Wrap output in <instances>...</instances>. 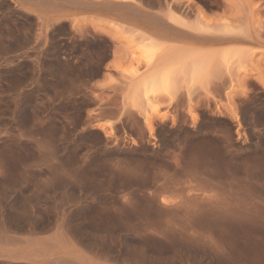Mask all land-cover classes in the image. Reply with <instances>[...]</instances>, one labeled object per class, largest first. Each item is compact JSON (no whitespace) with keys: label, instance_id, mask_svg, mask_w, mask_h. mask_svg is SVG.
Segmentation results:
<instances>
[{"label":"rangeland","instance_id":"rangeland-1","mask_svg":"<svg viewBox=\"0 0 264 264\" xmlns=\"http://www.w3.org/2000/svg\"><path fill=\"white\" fill-rule=\"evenodd\" d=\"M260 163L264 0H0V264H264Z\"/></svg>","mask_w":264,"mask_h":264},{"label":"bare ground","instance_id":"bare-ground-1","mask_svg":"<svg viewBox=\"0 0 264 264\" xmlns=\"http://www.w3.org/2000/svg\"><path fill=\"white\" fill-rule=\"evenodd\" d=\"M195 28V27H194ZM198 28V27H197ZM199 29V28H198ZM197 30V29H196ZM202 29H200V31H201ZM226 31V30H225ZM228 31V30H227ZM197 32V31H196ZM214 33V32H213ZM216 33V32H215ZM205 34V33H204ZM209 36V35H208ZM212 37V36H211ZM213 38H214V36H213ZM182 53H169V54H171V55H169V56H166V57H159V59L157 60L158 62L157 63H154V66L151 68L149 65L151 64H147L148 65V67H150L151 69L149 70V71H147V72H145L144 74H141V76H139V77H137V81H136V83L135 84H132L133 86L131 87V89H130V97H131V99L132 100H135V99H138V97H140V96H144L145 98L147 97V95H151L152 93H155L156 91H158V90H161L162 89V91L163 90H166V88L169 86V84H170V81H171V79H172V77H173V75H174V73L175 72H177V69L174 67V66H176V65H180V68H181V70H182V72L184 71V73L185 72H188L189 74V77L191 78V80L192 81H194V80H196V79H201V77L202 76H204V66H203V63H205L206 61H207V57L205 56V57H201L199 60H201L202 62V65L200 66V64H198L199 63V60H197L198 62H197V64H196V62H194V60L192 59H190V57H189V54L190 53H187V51L186 52H183V51H181ZM146 54V53H145ZM149 56V55H148ZM221 56H223V57H221ZM221 58H222V61H224L225 62V60L227 59V56L225 55V57H224V54L222 55L221 54ZM144 57H146L145 55H144ZM188 59H190V60H188ZM186 61H188V62H186ZM196 61V60H195ZM190 62V63H189ZM195 63V65H194V63ZM188 63V64H187ZM185 65H187V66H185ZM188 65H189V67H188ZM147 67V68H148ZM168 89V88H167ZM11 113V112H10ZM15 114V113H14ZM25 120V119H24ZM23 122V121H22ZM223 133V132H222ZM217 140V139H216ZM223 140V139H222ZM221 142V141H220ZM229 143V142H228ZM233 152V151H232ZM263 159V158H262ZM236 160V159H235ZM260 161V160H259ZM217 162V161H216ZM259 163V162H258ZM262 163V162H261ZM260 163V164H261ZM252 164H250V166H251ZM256 165V164H255ZM261 165H264V164H261ZM239 166V165H238ZM244 166V165H243ZM229 167V166H228ZM254 167V166H253ZM250 168V167H249ZM254 171V170H253ZM234 172V171H233ZM249 172V171H248ZM251 172V171H250ZM253 173V172H252ZM251 173V174H252ZM261 173V172H260ZM254 175L256 174V173H253ZM252 174V175H253ZM256 176V175H255ZM254 176V177H255ZM258 176H259V174H258ZM242 177V176H241ZM244 177V176H243ZM227 178V177H226ZM246 178V177H245ZM257 178V177H256ZM231 179H233V178H231ZM229 181V180H228ZM243 181V180H242ZM246 181H248V180H246ZM250 181V180H249ZM262 181V180H261ZM255 182H256V180H255ZM245 183V182H244ZM253 183V182H252ZM224 184V183H223ZM227 184V183H226ZM221 185V184H220ZM225 185V184H224ZM243 185V183L241 184V186ZM253 185V184H252ZM256 185V184H255ZM262 185V184H261ZM222 187V186H221ZM214 188V187H213ZM217 188V187H216ZM216 188H214V189H216ZM237 188V187H236ZM244 188V187H243ZM218 189V188H217ZM216 189V190H217ZM230 189H231V187H230ZM230 189H228V190H230ZM234 189H235V187H234ZM226 190V189H225ZM264 190V189H263ZM206 191V190H205ZM212 191V190H211ZM238 191V190H237ZM235 192V191H234ZM249 192V191H248ZM150 193V192H149ZM233 193V192H232ZM237 193V192H236ZM240 193V192H239ZM151 194V193H150ZM157 194V193H156ZM209 194V193H208ZM216 194V193H215ZM226 194V193H225ZM224 194V195H225ZM241 194H242V192H241ZM253 194V193H252ZM255 194V193H254ZM256 194H258V193H256ZM255 194V195H256ZM149 195V194H148ZM152 195H154L153 193H152ZM246 195V194H245ZM160 196V195H159ZM209 196H211V195H208V197ZM215 196H217V195H215ZM204 197H206V196H204ZM222 197V196H221ZM233 197H234V194H233ZM246 197V196H245ZM248 197V196H247ZM253 197H254V195H253ZM149 198V197H148ZM189 198H192V196L191 197H189ZM210 198V197H209ZM208 198V199H209ZM207 199V200H208ZM216 199H217V197H216ZM219 199V198H218ZM234 199H235V197H234ZM262 199V198H261ZM156 200V199H155ZM189 200V199H188ZM191 200V199H190ZM212 200V197L210 198V200L209 201H211ZM258 200V199H257ZM204 201H206V199H204ZM219 202V201H218ZM244 202V201H243ZM220 204H221V202H219ZM252 203V202H251ZM258 203V202H257ZM257 203H255V204H257ZM261 202H259V204H260ZM165 204V203H164ZM214 204H216V203H214ZM162 205V204H161ZM179 205V204H178ZM181 205V204H180ZM184 205V204H183ZM249 205H250V203H249ZM252 205V204H251ZM254 205V204H253ZM252 205V206H253ZM258 205V204H257ZM256 205V206H257ZM166 206V205H165ZM220 206V205H219ZM260 206H263V205H261L260 204ZM225 207V206H224ZM230 207V206H229ZM249 207H251V206H249ZM181 208V207H180ZM183 208V207H182ZM181 208V209H182ZM185 208V207H184ZM183 208V209H184ZM217 208V207H216ZM245 208V207H244ZM248 208V207H247ZM255 208V207H254ZM175 209V208H174ZM180 209V210H181ZM222 210H223V208H221ZM178 210V209H177ZM186 210V209H185ZM216 210V209H215ZM256 210V209H255ZM259 210V209H258ZM220 210L218 209V212H219ZM224 211V210H223ZM239 211V210H238ZM240 211H241V209H240ZM244 211V210H243ZM243 211H241V212H243ZM247 211H248V209H247ZM251 211V210H250ZM222 212V211H221ZM220 212V213H221ZM253 212H254V210H253ZM257 212V211H256ZM186 213H188V212H186ZM215 213V212H214ZM255 213V212H254ZM230 214V213H229ZM229 214H228V216H229ZM243 214V213H242ZM249 214V213H248ZM251 214V213H250ZM235 215H237V214H235ZM239 215V214H238ZM246 215V214H245ZM251 215H253V214H251ZM185 216H187V215H185ZM184 216V217H185ZM234 216V215H233ZM251 217H253V216H251ZM262 217V216H261ZM231 218V217H230ZM249 218V217H248ZM257 218V217H256ZM260 218V217H259ZM251 219V218H250ZM241 220V219H240ZM245 221V220H244ZM247 221V220H246ZM236 222V221H235ZM248 222V221H247ZM252 222H254V221H252ZM145 224V223H144ZM233 224V223H232ZM248 224V223H247ZM250 225V224H249ZM251 226V225H250ZM255 226V225H254ZM248 228H249V226H248ZM259 229V228H258ZM183 230V229H182ZM181 230V231H182ZM249 230V229H248ZM148 231V230H147ZM158 231V230H157ZM163 231V230H162ZM250 231V230H249ZM261 231V230H260ZM185 232V231H184ZM189 232V231H188ZM250 232H252V231H250ZM258 232V231H257ZM162 233V232H161ZM193 233V232H192ZM251 235V234H250ZM254 235V234H253ZM260 236V235H259ZM263 237V236H262ZM252 238H253V236H252ZM254 239V238H253ZM256 239V238H255ZM235 240V239H234ZM256 241H258V239L256 240ZM255 241V242H256ZM246 242H247V239H246ZM263 242V241H262ZM260 248V247H259ZM263 255V254H262ZM263 257V256H262Z\"/></svg>","mask_w":264,"mask_h":264}]
</instances>
